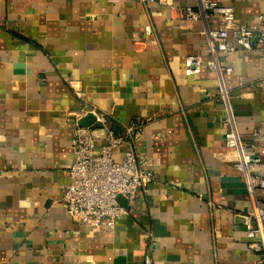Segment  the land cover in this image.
Returning <instances> with one entry per match:
<instances>
[{
    "label": "crops",
    "instance_id": "0c3cea01",
    "mask_svg": "<svg viewBox=\"0 0 264 264\" xmlns=\"http://www.w3.org/2000/svg\"><path fill=\"white\" fill-rule=\"evenodd\" d=\"M222 3L241 23L264 15V0ZM195 4L0 0V264H261L217 74H185L187 56L209 58L203 24L181 14ZM220 59L233 68L224 84L237 130L264 163V58L241 49ZM85 108L118 134L141 124L134 147L156 175L114 229L82 226L63 206Z\"/></svg>",
    "mask_w": 264,
    "mask_h": 264
},
{
    "label": "built area",
    "instance_id": "2783aa9c",
    "mask_svg": "<svg viewBox=\"0 0 264 264\" xmlns=\"http://www.w3.org/2000/svg\"><path fill=\"white\" fill-rule=\"evenodd\" d=\"M142 4L155 3L157 0H138ZM194 7L181 8V14L187 21L201 22L202 34L206 39L209 58L190 55L185 58V74L199 75L203 66L215 70L219 82L220 98L227 106L224 120V136L228 148L237 153L235 167L244 174L248 195L252 206L244 215L249 248L260 255L264 264V204L259 195L264 193L263 160L255 152L253 145L243 141L235 125L231 108V98L224 84V76L233 72L232 67L221 64V55L233 54L238 50L255 52L264 58V15H259L251 24L238 22L233 6L222 3V0H195ZM221 25L214 29V19ZM153 24L146 26V33L153 35ZM233 38L235 45L229 40ZM79 96L82 93L78 92ZM93 114L95 124L89 127L79 125L81 118ZM102 130L99 137L97 131ZM142 134V125L133 123L127 126L122 134L116 133L109 124L106 114L95 109L85 108L76 115L72 138L74 162L68 171L69 184L65 187L63 206L68 216L82 226L100 229L107 226L114 229L117 222L128 215L135 204L139 192L147 191L148 186L156 180L151 169V160L139 154L134 142ZM98 142H101L98 145ZM127 143L130 148L122 160H116L114 152ZM125 200V204L120 199ZM220 207L213 208L219 210ZM146 262H151L146 257Z\"/></svg>",
    "mask_w": 264,
    "mask_h": 264
},
{
    "label": "water",
    "instance_id": "95a60500",
    "mask_svg": "<svg viewBox=\"0 0 264 264\" xmlns=\"http://www.w3.org/2000/svg\"><path fill=\"white\" fill-rule=\"evenodd\" d=\"M96 122V117L93 114H89L88 116H85L80 119L79 125L82 127H89Z\"/></svg>",
    "mask_w": 264,
    "mask_h": 264
}]
</instances>
